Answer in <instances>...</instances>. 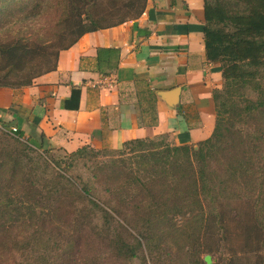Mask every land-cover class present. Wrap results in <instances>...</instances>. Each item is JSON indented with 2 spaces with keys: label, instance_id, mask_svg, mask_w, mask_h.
<instances>
[{
  "label": "trees",
  "instance_id": "16d2710c",
  "mask_svg": "<svg viewBox=\"0 0 264 264\" xmlns=\"http://www.w3.org/2000/svg\"><path fill=\"white\" fill-rule=\"evenodd\" d=\"M69 4L63 30L73 38L53 57L47 47L40 51L42 70L32 71L37 52L30 44H0V58L10 62L0 68V87L31 85L82 35L127 21L102 25L81 0ZM146 4L135 1L137 15L128 20ZM204 14L206 56L220 63L223 79L213 90L215 125L206 139L194 145L132 139L117 149L85 145L67 152L61 168L49 150L39 151L41 144L19 141L21 131L0 129V264L17 250L25 254L19 264H209L205 254L219 250L213 228H223L222 200L253 199L255 225L264 231V0H204ZM80 93L74 87L65 107L78 108ZM128 150L130 165L99 157ZM81 161L119 183L100 192L78 171ZM25 175L41 178L43 190L24 187ZM87 234L98 237L104 251L86 255L77 248Z\"/></svg>",
  "mask_w": 264,
  "mask_h": 264
},
{
  "label": "crops",
  "instance_id": "0c3cea01",
  "mask_svg": "<svg viewBox=\"0 0 264 264\" xmlns=\"http://www.w3.org/2000/svg\"><path fill=\"white\" fill-rule=\"evenodd\" d=\"M137 18L82 35L60 50L54 70L31 85L0 87V120L26 140L72 152L121 148L166 136L171 144L209 137L220 63L206 56L204 0H147ZM74 87L79 106L66 108ZM178 89V105L164 99Z\"/></svg>",
  "mask_w": 264,
  "mask_h": 264
},
{
  "label": "rangeland",
  "instance_id": "374dc122",
  "mask_svg": "<svg viewBox=\"0 0 264 264\" xmlns=\"http://www.w3.org/2000/svg\"><path fill=\"white\" fill-rule=\"evenodd\" d=\"M135 1L137 0H81L83 3L81 7L86 13L92 14L98 19L100 24L106 25L136 16L137 12L133 7ZM147 5L148 1L146 8ZM68 6L70 7L69 0H6L0 3V11H2L0 12V44H5L8 41H15L18 45L30 44L37 52L35 53L37 64L32 71L42 70L45 66L38 64V58L42 54L40 51L47 47L49 51L46 53L53 57L54 51H57L64 44H68L73 38L70 32L63 30L64 13ZM9 64L10 62L6 59L0 58V68ZM1 122L0 129L13 134L9 131L11 126L9 125L5 129ZM17 139L24 143L27 142L23 136L17 137ZM152 139L171 143L164 136ZM45 149L60 159L62 161L61 168H64V161L68 160L67 151L57 148ZM45 149L42 146L39 151L42 152ZM103 154L99 155L101 159H108L112 156L120 157V159H127L129 165L134 160V154L129 150L123 156H116L110 152L108 153L109 156ZM84 163V161L79 163L78 171L86 178H90V181L100 192L105 193L106 188L115 187L119 183V177L108 176L107 170L101 171L94 166H86ZM133 165L136 166L134 161ZM26 176H21V178H26L24 187L33 183L43 190L46 184L41 178ZM52 201H56L55 196ZM222 201L223 228L221 232H219V226L213 228L216 231H214V247L219 250L205 254V257L207 255L210 257L207 262L209 264H216L217 261L218 264H264V231H260L255 225L256 216L252 205L254 200L245 198ZM176 219L178 222L182 220L180 216H177ZM15 235H17L15 241L18 246L24 244V238L18 236V232ZM52 236L54 240L58 239L55 233ZM79 247L86 255H94L104 251L101 240L93 234L85 235L82 241H79L77 248ZM174 250H176L175 246ZM51 256L55 257L56 253L51 252ZM23 257H25L23 250L14 251L13 254H9V259L5 260L3 264H19L23 261Z\"/></svg>",
  "mask_w": 264,
  "mask_h": 264
},
{
  "label": "water",
  "instance_id": "95a60500",
  "mask_svg": "<svg viewBox=\"0 0 264 264\" xmlns=\"http://www.w3.org/2000/svg\"><path fill=\"white\" fill-rule=\"evenodd\" d=\"M178 93V89H174L172 91H168L166 92V97H164V99L169 103L170 106L175 107L176 105H178V100L176 99V95ZM47 141L45 140L44 142V146L43 148H47ZM206 260L209 261V255H207Z\"/></svg>",
  "mask_w": 264,
  "mask_h": 264
},
{
  "label": "built area",
  "instance_id": "2783aa9c",
  "mask_svg": "<svg viewBox=\"0 0 264 264\" xmlns=\"http://www.w3.org/2000/svg\"><path fill=\"white\" fill-rule=\"evenodd\" d=\"M16 131H17V127H15V126H11V130H10V132L15 133Z\"/></svg>",
  "mask_w": 264,
  "mask_h": 264
}]
</instances>
